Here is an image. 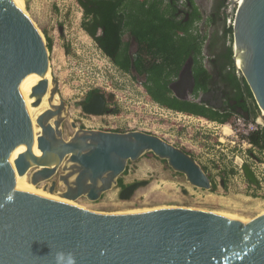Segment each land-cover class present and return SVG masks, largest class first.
<instances>
[{
    "label": "water",
    "instance_id": "1",
    "mask_svg": "<svg viewBox=\"0 0 264 264\" xmlns=\"http://www.w3.org/2000/svg\"><path fill=\"white\" fill-rule=\"evenodd\" d=\"M232 37L235 70L264 112V0L241 1ZM48 64L45 39L33 20L12 0H0V264H67L69 256L73 264H264L262 210L201 204L89 210L38 195L42 184L68 200L97 201L117 186L130 161L148 152L182 173L191 186L212 188L190 154L153 133L84 128L70 121L75 130L65 139L67 104L58 80L51 79L48 108L37 117L20 91L29 68L39 67L44 74ZM192 64L188 57L168 85L180 100L195 95ZM48 86L43 76L31 89L36 106ZM211 94L203 92L196 100L217 109L205 102ZM80 105L87 114L101 115L105 96L95 91ZM234 112L249 118L241 107ZM243 169L255 183L250 168ZM147 183L130 182L118 196L128 199Z\"/></svg>",
    "mask_w": 264,
    "mask_h": 264
},
{
    "label": "rangeland",
    "instance_id": "2",
    "mask_svg": "<svg viewBox=\"0 0 264 264\" xmlns=\"http://www.w3.org/2000/svg\"><path fill=\"white\" fill-rule=\"evenodd\" d=\"M195 3L204 17L212 11V0H195ZM176 4L182 8L181 0ZM23 7L45 39L48 78L58 80V93L67 104L68 116L62 125L65 139L74 131L69 121H76L84 128L100 129L103 126L123 130L130 126L178 146L210 174L212 181L220 178L225 182L224 186L216 182L213 190H193L182 173L172 170L164 159L148 152L130 161L126 173L121 175V178L129 177L127 184L136 180L148 181L128 199L118 196L121 188L116 186L105 191L97 201L79 198L72 205L92 210L201 204L264 211V196L252 193L244 171L243 176L235 169L239 162L236 151L241 153V143L231 134L230 137L222 134L221 125H228L227 122L178 112L154 101L142 86L141 77L120 71L98 48L84 29L85 16L78 0H26ZM196 22L197 28L209 31V26L202 25V18ZM91 90L112 95L107 102L112 109L110 112L93 116L83 113L80 102ZM255 114L264 124L260 110ZM244 165L248 164L244 163L242 169Z\"/></svg>",
    "mask_w": 264,
    "mask_h": 264
},
{
    "label": "trees",
    "instance_id": "3",
    "mask_svg": "<svg viewBox=\"0 0 264 264\" xmlns=\"http://www.w3.org/2000/svg\"><path fill=\"white\" fill-rule=\"evenodd\" d=\"M110 1V0H107ZM140 1H142L140 3ZM113 0L117 2V7L121 5L123 12L119 24H114L110 19H106L116 30L107 39V44L100 40L99 43L111 46V50H107L115 63H117L123 71L134 74L133 77H141L144 82L141 84L152 97L154 101L160 105L182 113L196 115L201 118H209L220 123L228 121L231 113H220L218 110H212L205 107L204 104L195 102L168 98V84L177 77L179 70L183 66L188 57L193 59V75L196 81V87L206 89L211 78L210 71L202 62L203 45L206 35L198 31L192 32V25L195 21L200 20L202 15L192 0H184L183 6L185 15L180 17L177 0ZM95 2V1H94ZM111 2V4H113ZM82 7L85 18H88L92 8L88 6L90 2L78 0ZM223 0H219L215 6V11L209 16V20L220 25V7ZM127 10V11H126ZM117 12V10H116ZM222 17V16H221ZM84 18V19H85ZM84 29L94 34L97 28L96 20H93V27H88V21L83 22ZM120 29V30H119ZM128 34L134 36L137 42V49L129 53L128 43L121 42L120 34L125 30ZM225 38L227 33H232L231 28H222ZM107 33V28L105 29ZM124 45V49H122ZM227 58L231 63L232 49L228 47L226 50ZM131 69L135 73L131 72ZM233 70V68H232ZM135 79V78H134ZM231 80L238 83L235 73H232ZM241 94L245 92L247 97H252L248 86L244 85ZM246 102V101H245ZM249 140L257 145L260 149H264V126H259L258 131L249 136ZM127 166L123 172L126 173ZM225 182L223 181V186ZM118 187L126 186L120 177L118 178ZM212 185V190L214 189Z\"/></svg>",
    "mask_w": 264,
    "mask_h": 264
},
{
    "label": "flooded vegetation",
    "instance_id": "4",
    "mask_svg": "<svg viewBox=\"0 0 264 264\" xmlns=\"http://www.w3.org/2000/svg\"><path fill=\"white\" fill-rule=\"evenodd\" d=\"M84 2H90L88 3V6L92 8L91 13L89 14L88 18H85L84 21H88V27L91 30V27H93V20H96L97 28L94 34L88 33L91 38L94 39L96 42V45L98 48L110 58L112 63L115 67H117L120 71H123L120 66L113 61V59L107 55V50H111V46H107L105 48V43L107 44L109 41L107 39L114 33L116 30V27L111 26V23H108L106 19H110L112 23L119 24L121 13L123 12L121 9L123 6L117 7V2H113V0L107 1V0H83ZM95 1V2H94ZM193 4L196 6L195 0H192ZM224 1V0H223ZM113 2V4H111ZM142 1H140L141 3ZM184 0H182L181 3H183ZM219 0H212V11L209 15H206L205 18L208 19L209 16L215 11V6L218 4ZM223 4V3H222ZM182 8L184 6L182 5ZM182 8H179V11L182 10ZM117 10V12H116ZM127 11V10H126ZM183 11V10H182ZM183 13V12H182ZM181 14V13H180ZM220 15L221 14V7H220ZM220 16V19L222 21L220 22V25L217 27H214L213 31L210 32L208 36H206V40L204 41L203 45V56H202V62L204 66L210 71L211 78L208 82L206 89H200L196 87V81L194 85V93L195 95L194 100L198 104H204L197 102L196 98H200L199 94L203 92L211 91L212 94L207 96L205 99L206 103L213 102L214 105L218 106L217 109L212 107H207L205 104V107L210 108L212 110H218L220 113H231V115L234 113V110L238 107L243 108L244 110H248L249 115L251 114V110L247 103L245 102L248 97L246 96L245 92L241 94L242 89L244 90V84L241 81L240 76L237 74L235 70V63L231 56V63H229V59L227 58L226 50L229 47L227 43L226 36L225 38H222L223 35V17ZM211 21V20H209ZM107 28V33H105V29ZM87 29V28H86ZM85 29V30H86ZM120 30V29H119ZM125 30V29H123ZM220 30V31H218ZM87 31V30H86ZM217 31V32H216ZM228 34V33H227ZM121 42L128 43V52L132 53L137 49V42L134 36H130L128 34V31L125 30L120 34ZM103 40L104 45L100 44L99 41ZM122 49H124V45L121 46ZM193 67V64H192ZM233 68V70H232ZM125 72V71H123ZM131 72L135 73L133 69H131ZM127 73V72H125ZM232 73H235L236 77L238 78V83L231 80ZM138 77V76H137ZM136 80L138 78H135ZM144 82V79L141 78V83ZM143 86V85H142ZM144 87V86H143ZM97 90H91L89 93L86 94L84 99L82 101H88L91 94ZM221 92L219 96H217V93ZM104 95V94H103ZM105 96V95H104ZM168 98L173 100L178 99L173 95L172 92L167 94ZM218 97H221L222 102L217 103ZM109 96H105V105H104V111L102 114L107 113L111 111L112 109L108 107L107 102ZM112 98V97H111ZM110 98V99H111ZM180 100V99H179ZM160 104V103H158ZM81 106V105H80ZM84 114H87L83 111ZM101 114V115H102ZM92 115V114H90ZM88 114V116H90ZM230 115V116H231ZM93 116V115H92ZM229 116V117H230Z\"/></svg>",
    "mask_w": 264,
    "mask_h": 264
},
{
    "label": "built area",
    "instance_id": "5",
    "mask_svg": "<svg viewBox=\"0 0 264 264\" xmlns=\"http://www.w3.org/2000/svg\"><path fill=\"white\" fill-rule=\"evenodd\" d=\"M241 1L242 0L223 1V4L221 6V14L226 28L232 29L234 23V16L237 7L241 4ZM227 37L229 40L230 39L232 40V46H233L232 33L231 32L228 33ZM235 65L238 66L236 62ZM227 124L231 130L230 136H234L241 143V150H242L241 153H238V150L236 151V158L239 160V162H236L237 166L235 169H238V171L242 174L243 173L242 166L244 163H247L255 178V183L248 182L251 187V192L257 196H264V149H260L257 145H254L249 140V136L252 133L258 131L260 124L257 121H254L252 119H246L242 115L236 113L232 114L229 117ZM100 129L113 130V131L133 130L132 127L130 126H127L126 128L123 127L122 128L123 130L117 129V127L104 128L103 126L100 127ZM230 136L226 135L225 137H230ZM242 175L244 176V174ZM221 181L222 180L220 178H217V180L213 182L216 184V182L220 183ZM192 189L199 192L207 191L193 186Z\"/></svg>",
    "mask_w": 264,
    "mask_h": 264
},
{
    "label": "bare ground",
    "instance_id": "6",
    "mask_svg": "<svg viewBox=\"0 0 264 264\" xmlns=\"http://www.w3.org/2000/svg\"><path fill=\"white\" fill-rule=\"evenodd\" d=\"M12 1L21 10H24L23 5L26 3V0H12ZM43 76L48 79L49 86H48L47 92H46L45 96L43 97L41 103L36 106L37 103L35 101V98L30 95L31 94V89L37 84V82L40 79L43 78ZM50 88H51V77L48 78L47 70L43 74V71L39 67H31V68H29L26 71L25 75L22 77L21 81H20V91L29 100L30 105H31L36 117L41 112H43L46 108H48L47 98H48V95H49ZM69 123H70V121H69ZM73 130H75V129L73 128ZM221 131H222L223 135L229 136L231 134V130H230L229 126L226 125V124H222L221 125ZM222 139H223V137H222ZM37 194L41 195V196H44V197H47V198H50V199H53V200H56V201H59V202L68 203V204H71V203L74 202L72 200H68L66 198L60 197L57 194L49 193L47 190H44L42 186H41V188L40 187L38 188Z\"/></svg>",
    "mask_w": 264,
    "mask_h": 264
},
{
    "label": "crops",
    "instance_id": "7",
    "mask_svg": "<svg viewBox=\"0 0 264 264\" xmlns=\"http://www.w3.org/2000/svg\"><path fill=\"white\" fill-rule=\"evenodd\" d=\"M183 10V11H182ZM182 10H181V14L180 15H185V9L184 8H182ZM183 12V13H182ZM207 18V17H206ZM203 15H202V21H204L203 22V24L202 25H207V26H209L210 27V29H209V31H207L206 30V32H205V30H203V29H201L200 27H198L197 28V26H195L196 25V21L194 22V24L192 25V32H195V31H198V32H200L201 34H205L206 36H208L209 34H210V32H212L214 29V27H217V25L218 24H216V23H218V22H216V23H214L212 20L211 21H209V18L208 19H206ZM223 25H224V21H223ZM225 26V25H224ZM218 31H220V30H218ZM217 32V31H216ZM226 39H227V43H228V45H229V47H231V49H232V52H233V46H230V43H232L231 42V39L229 40L228 39V37H227V35H226ZM176 78V77H175ZM175 78H173L171 81H173V80H175ZM170 81V82H171ZM244 85H245V83H243ZM169 85V84H168ZM169 89V88H168ZM171 91L169 90V92L168 93H170ZM167 93V94H168ZM185 101H190V102H195V100H194V97H192V99H189V100H185ZM196 103V102H195ZM246 103H247V105L249 106V108H250V110H251V114L249 115L250 116V118H252V117H257L256 116V114L255 113H258V110H257V106H256V104H255V102H254V100H253V97H248V99L246 100ZM254 111H256V112H254ZM259 117V116H258ZM123 176H124V174H123ZM129 177H125V178H121V176H120V179H122V182L124 183V184H127V182H128V179Z\"/></svg>",
    "mask_w": 264,
    "mask_h": 264
},
{
    "label": "clouds",
    "instance_id": "8",
    "mask_svg": "<svg viewBox=\"0 0 264 264\" xmlns=\"http://www.w3.org/2000/svg\"><path fill=\"white\" fill-rule=\"evenodd\" d=\"M257 109H258V107H257ZM259 110V109H258ZM179 112V111H178ZM260 112H261V115L264 117V114L262 113V111L260 110ZM235 113V112H234ZM233 113V114H234ZM237 114V113H236ZM192 115V114H191ZM255 118L256 117H252V118H250V116H249V118L248 119H252V120H254V121H256L255 120ZM259 118V117H258ZM260 119V118H259ZM260 126H264V125H260ZM248 166V165H247ZM249 167V166H248ZM251 170V169H250ZM243 171H244V169H243ZM207 173V172H206ZM208 174V173H207ZM208 176H209V174H208ZM210 177V176H209ZM210 180H211V182H212V185L213 184H215L213 181H212V179H211V177H210ZM222 180V179H221ZM223 181L224 180H222L221 182H220V184H222L223 185ZM248 182H250L249 180H248ZM210 190H212V188L210 189ZM208 191V190H207ZM57 259H58V261H63L64 259H65V257H64V255L63 254H59L58 256H57ZM67 264H73V261H72V258L69 256L68 258H67Z\"/></svg>",
    "mask_w": 264,
    "mask_h": 264
}]
</instances>
